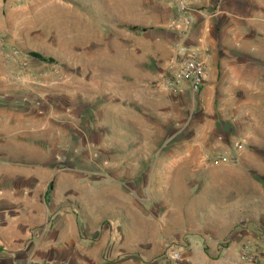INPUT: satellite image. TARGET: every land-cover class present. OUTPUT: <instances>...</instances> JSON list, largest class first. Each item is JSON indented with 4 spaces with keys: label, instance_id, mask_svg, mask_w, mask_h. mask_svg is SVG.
<instances>
[{
    "label": "rangeland",
    "instance_id": "1",
    "mask_svg": "<svg viewBox=\"0 0 264 264\" xmlns=\"http://www.w3.org/2000/svg\"><path fill=\"white\" fill-rule=\"evenodd\" d=\"M180 40L219 79L208 106L207 82L166 84ZM201 127L264 161V0H0V264H202L150 180ZM253 236L234 264H264Z\"/></svg>",
    "mask_w": 264,
    "mask_h": 264
},
{
    "label": "crops",
    "instance_id": "2",
    "mask_svg": "<svg viewBox=\"0 0 264 264\" xmlns=\"http://www.w3.org/2000/svg\"><path fill=\"white\" fill-rule=\"evenodd\" d=\"M214 13L213 17H205L199 23L202 27L198 35H211L213 26L222 27V21L230 16L222 8ZM210 44L213 46L205 38L198 42L201 48ZM213 53L211 48L206 57L211 60ZM206 66L207 84L202 88L201 97L208 106L215 99L213 91L219 79L216 73L214 75L213 66L208 62ZM157 101L161 102V99L158 97ZM138 111L142 112V108ZM208 134L201 127L195 140L187 143L180 156L156 158L153 165L160 167L151 173L150 180L160 183L157 188L165 192L160 199L172 217L155 221L164 226L171 223L173 228L182 230L178 234L186 236L191 249L185 257L188 260L195 258L196 262L195 248L202 264L239 263L238 247L242 242L255 239L254 228L264 229V161L254 159L245 151H238L236 158L225 157L221 152L232 148L222 142L207 141ZM259 166L261 169L258 170ZM166 237L178 238V235L173 232ZM225 237L230 238L229 243L221 247V240ZM164 240L162 235L159 241Z\"/></svg>",
    "mask_w": 264,
    "mask_h": 264
},
{
    "label": "built area",
    "instance_id": "3",
    "mask_svg": "<svg viewBox=\"0 0 264 264\" xmlns=\"http://www.w3.org/2000/svg\"><path fill=\"white\" fill-rule=\"evenodd\" d=\"M186 36V33H183ZM174 66L166 84L169 90L178 92L188 90L194 94L201 90L207 79L205 60L198 49L184 43L183 40L173 43Z\"/></svg>",
    "mask_w": 264,
    "mask_h": 264
},
{
    "label": "trees",
    "instance_id": "4",
    "mask_svg": "<svg viewBox=\"0 0 264 264\" xmlns=\"http://www.w3.org/2000/svg\"><path fill=\"white\" fill-rule=\"evenodd\" d=\"M134 29H136V27H133ZM40 57V55H38ZM49 188H51V184H49Z\"/></svg>",
    "mask_w": 264,
    "mask_h": 264
}]
</instances>
